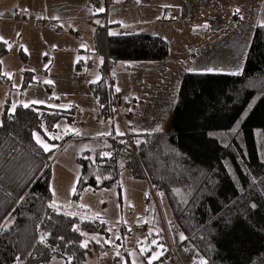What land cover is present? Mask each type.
Masks as SVG:
<instances>
[{
  "label": "trees",
  "instance_id": "trees-1",
  "mask_svg": "<svg viewBox=\"0 0 264 264\" xmlns=\"http://www.w3.org/2000/svg\"><path fill=\"white\" fill-rule=\"evenodd\" d=\"M94 47L104 63L101 79L90 90L103 113L120 120L126 116L121 104L116 107L110 70L121 63L164 61L170 56L169 43L150 34L108 36L101 24ZM9 51L0 42V62ZM68 113L48 106L4 111L0 264H50L56 259L86 264L88 249L81 247L80 233L107 235L105 225L49 207L57 149L45 152L33 134L55 145L48 134ZM129 137L99 138L93 152L78 159L76 197L86 189L116 186L122 171L129 170L165 194L185 242L207 264H264V25L254 31L240 74H186L169 129Z\"/></svg>",
  "mask_w": 264,
  "mask_h": 264
},
{
  "label": "rangeland",
  "instance_id": "rangeland-1",
  "mask_svg": "<svg viewBox=\"0 0 264 264\" xmlns=\"http://www.w3.org/2000/svg\"><path fill=\"white\" fill-rule=\"evenodd\" d=\"M113 9V7L109 9L110 22ZM91 13L93 20L85 23L95 24L94 27L105 24L95 16L93 10ZM255 20L253 13H231L230 17L225 19L224 35L218 34L215 37L205 32L178 33L172 29L166 33L158 31L154 35L168 41L173 68L181 67L188 74L233 75L231 73L237 68L240 69V73L243 71L257 28ZM110 28L109 26L108 31ZM16 30L17 34L2 37L7 41L10 52L4 57L5 65L0 72V94L6 89L10 91V104L11 101L15 104L17 94L20 93L23 106L28 104L29 107L48 106L68 110V116L58 122L59 127L56 125L55 131L48 134L60 135L59 139H51L55 145L42 137L41 139L51 145V149H57L51 166V189L59 211L107 227V238L83 232L86 240L98 239L105 249L106 256L98 261L105 262L106 258L115 261L117 258L119 264H126L125 255L129 254L134 261L141 263L149 252L153 255L156 252L160 253L158 258L163 259L170 245L174 262L165 261L167 264H199L203 258L190 242H185L186 237L173 218L165 194L153 188L146 179L135 178L129 170H124L116 186L98 191L86 189L76 197L81 171L78 159L86 152H93L94 142L107 135L109 131L111 133L109 123L113 124V118L105 116L89 88L91 84L101 79L100 68L103 64L101 60L104 62V58L93 51L94 28L90 27L86 29V33H78L77 36L72 29L70 31L69 25L42 21ZM124 32L129 34L131 31ZM18 44L27 54L26 60L21 56ZM218 44H228V49H215L214 46ZM81 60L83 67L76 71V64ZM119 65L110 70L113 94L119 95L124 92L126 102L130 103V106L136 105L134 117L137 123L134 125L124 121L122 124L119 119H115L116 132L118 129L126 137L134 136V133L135 137H140V134L146 132L167 131L182 80H177L175 85L162 80L145 82V86L142 84L140 88L141 91L134 94L136 91L133 87L134 80L141 81L140 75L144 74L157 76L161 70L153 69L154 71L145 73L139 68L136 72L134 70L127 72L125 69L123 72L119 70L121 67ZM208 69L212 71L209 72ZM24 71L27 73L24 74ZM29 72L32 73V78H29L32 81L30 84L27 81L29 85H26L25 79ZM2 76L10 79L9 85L2 83ZM80 78L82 82L79 81ZM121 80L123 84L120 85ZM47 88L52 90L47 92ZM117 88L120 89L119 92L116 91ZM161 89L165 93V99L163 101L158 98V105L155 98L161 94ZM144 94L147 95L144 97ZM134 99L141 102L150 100L155 106L148 105L145 108L142 103L139 107L140 101L136 102ZM32 101L42 103L34 104ZM133 109L129 108V113ZM122 116H125V113H122ZM69 136L71 139L60 149L57 148L58 144ZM154 210L157 215L153 214ZM181 234L185 237L184 240L180 239Z\"/></svg>",
  "mask_w": 264,
  "mask_h": 264
},
{
  "label": "crops",
  "instance_id": "crops-1",
  "mask_svg": "<svg viewBox=\"0 0 264 264\" xmlns=\"http://www.w3.org/2000/svg\"><path fill=\"white\" fill-rule=\"evenodd\" d=\"M111 7L114 8V12L111 13L110 16L111 22L109 19V25L111 28L109 31H107L108 36L128 35L124 32L127 30L131 31L129 34L154 35V33L158 31L161 33H166L172 29L178 33L192 32L194 34H203L205 32L206 34L208 33L212 37H215L218 34L224 35L226 25L225 19L229 18L231 13H237L236 9H239L238 13H253V16L256 18L254 21L255 25H257L256 27L264 25V0H139V2H137V0H111ZM91 12L92 10L89 6V0H0V42L5 43L4 38H2L5 35L8 37V35L17 34V28L23 29L25 25L39 24L42 21H50L69 25L70 31L72 29L74 34L77 36L78 33H86V29H89L90 27L92 29L94 28L93 33L95 34L96 27L98 25L94 27L95 24L90 25L85 23V21L93 20ZM112 33L115 34L113 35ZM5 44L7 45V43ZM214 47L215 49H228V44H218ZM17 48H19L20 54L23 53L25 55L23 56V59L26 60L28 56L24 53L23 47H20L18 44ZM93 51H95V47H93ZM8 53L1 58V71L5 65L4 57L7 56ZM170 60L172 59H170L169 56L166 60L161 62L121 63L119 65L121 66L119 67V70H122L123 72L124 69L127 72H132L134 70L136 72V69L139 70L140 68V70H143L145 73L154 71L153 69H157L159 71L161 70L157 76H154L155 74H144L140 75L142 76L141 81H133V87L136 90L134 91V94H138V91H141L140 88L142 84L145 86V82L148 83L149 81L162 80V82L166 81L171 85H175L177 80H182L183 77L188 74V72H186V70H182L181 67L178 69L173 68V63H171ZM82 67L83 61L81 60L76 64V71H80ZM26 73L27 72L24 71V74ZM29 78H32L31 72L28 73L27 78L25 79L26 85H29L32 81L31 79L29 80ZM135 81L136 83H134ZM9 82L10 79H8V77L2 78V83L4 85H9ZM121 84H123L122 80L120 82V85ZM162 89L161 94L155 98L156 104L158 105V98L161 100L163 99V101L165 99V93L162 92ZM46 90L48 92L52 90V88H47ZM19 94H17V99L15 98V109L19 106H23V100L21 98V94L20 96ZM10 95L11 93L10 91H7V89L3 92V94H0V125L6 108L8 109L9 107L10 113L15 111H13L11 108L13 103L11 101L10 104ZM119 95L116 96L121 101L120 104L122 107V113H125L126 116L125 121L135 125L137 123L134 117V115H136V105L130 106V103L126 102V93H119ZM146 95L147 94H144V97ZM121 96L124 98V100ZM134 101L139 102L140 100L134 99ZM163 101H161V104H163ZM142 103L145 108L148 105L149 107L155 106L154 102L150 103V100H144L143 102L140 101V103H138L139 107H141ZM129 106L130 108H134L132 111H130V113ZM55 110L64 112L66 111L63 109ZM66 112H68V110ZM112 121L113 124L109 123L111 127H107L112 129V132L110 133L109 131V133L102 136V138L121 136L117 135L114 127L117 122L114 118ZM153 133L154 132H146L140 134V136ZM81 221L84 220L81 219ZM89 234L102 235V237L105 238L108 237V232L107 235L101 233ZM84 241H86L85 236ZM87 241V247H85L88 249L86 264H119L117 258L115 261L108 260L107 258L105 259V262L103 260V262L98 261L100 258L106 256L105 249L102 247V244H100L98 239L94 240L89 238ZM125 256L126 264H148V259L151 258L153 254L149 252L147 256L143 257L144 261L141 263L134 261V259L129 254L128 256ZM158 257H160V255ZM165 261H170L166 258V255L165 258L163 256V259H153L151 264H167ZM50 264H65V261L56 259Z\"/></svg>",
  "mask_w": 264,
  "mask_h": 264
},
{
  "label": "snow or ice",
  "instance_id": "snow-or-ice-1",
  "mask_svg": "<svg viewBox=\"0 0 264 264\" xmlns=\"http://www.w3.org/2000/svg\"><path fill=\"white\" fill-rule=\"evenodd\" d=\"M137 2H139V0H137ZM101 11H103V9H101ZM236 12L238 13V12H239V9H236ZM112 34L114 35L115 33H112ZM5 43H7V41H5ZM0 63H2V62H0ZM101 63H103L102 60H101ZM208 71L211 72L212 69H208ZM231 74H233V75H238V74H240V69L237 68V69L234 70ZM5 75H6V74H5ZM9 78H11V77H9ZM97 79H99V77H97ZM45 83H52V82H51V81H45ZM116 91L119 92L120 89L117 88ZM32 103L35 104V103H42V102H39V101H32ZM15 107H16L15 104H13V105L11 106V108H12L13 111L15 110ZM24 107L27 108V107H29V105H28V104H24ZM57 127H59V126L57 125ZM33 135H34V138H35L36 143H37V144H38V145H39V146H40L45 152L51 150V147H52V146L49 145L48 143H46L43 139H41V137H40L39 134L34 133ZM102 135H104V134H102ZM117 135H123V133L119 132V130L117 129ZM59 138H61L59 134H53V135H50V136H49V139H59ZM105 155H108V154L106 153ZM49 207H52V208L56 209L57 211H59V209L57 208V205H56L55 201H53L52 203H50V204H49ZM253 207H254V205H253ZM101 222H103V221H101ZM73 230H74V231H78V229H76V228H74ZM80 234H81V235H85V233H83V232H81ZM61 239H62V238H61ZM117 239H119V237H117ZM180 239H181V240H184L185 237L181 234ZM40 242H41V243L44 242V236H43V235H41ZM87 243H88L87 240L84 241V242L81 244V247H87ZM104 243H111V242H110V241H104ZM161 247H163V246L161 245ZM28 255H32V254L29 253ZM117 255H119V253H117ZM159 255H160V253H156V254L153 255L151 258H149V259H148V264H151L152 260L158 258ZM15 259H16L17 261H20V257H19V256H17ZM69 264H70V261H69ZM200 264H207V261L202 259L201 262H200Z\"/></svg>",
  "mask_w": 264,
  "mask_h": 264
},
{
  "label": "built area",
  "instance_id": "built-area-1",
  "mask_svg": "<svg viewBox=\"0 0 264 264\" xmlns=\"http://www.w3.org/2000/svg\"><path fill=\"white\" fill-rule=\"evenodd\" d=\"M89 6L96 13L95 16L105 23L104 25L108 31V27L110 26L109 25V9L111 7V0H89ZM101 9H103V11H101ZM79 81L82 82L83 80L80 78ZM115 102L117 105L116 107H118V105L120 104V100L118 98H115ZM105 116H107V114H105ZM124 121H125V118L120 116V122L123 124ZM128 137L129 136H127L126 138ZM166 258L174 262L173 250L170 245H168L167 247Z\"/></svg>",
  "mask_w": 264,
  "mask_h": 264
}]
</instances>
